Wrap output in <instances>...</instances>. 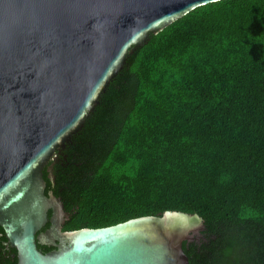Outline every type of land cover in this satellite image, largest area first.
Here are the masks:
<instances>
[{
  "label": "trees",
  "instance_id": "trees-1",
  "mask_svg": "<svg viewBox=\"0 0 264 264\" xmlns=\"http://www.w3.org/2000/svg\"><path fill=\"white\" fill-rule=\"evenodd\" d=\"M54 174L64 231L179 211L204 222L183 243L190 264H264V0L211 2L150 34Z\"/></svg>",
  "mask_w": 264,
  "mask_h": 264
},
{
  "label": "water",
  "instance_id": "water-1",
  "mask_svg": "<svg viewBox=\"0 0 264 264\" xmlns=\"http://www.w3.org/2000/svg\"><path fill=\"white\" fill-rule=\"evenodd\" d=\"M220 0H0V226L17 264H190L202 218L179 211L64 231L53 163L130 52ZM49 223V226L47 224ZM38 245L53 247L43 252Z\"/></svg>",
  "mask_w": 264,
  "mask_h": 264
},
{
  "label": "flooded vegetation",
  "instance_id": "flooded-vegetation-1",
  "mask_svg": "<svg viewBox=\"0 0 264 264\" xmlns=\"http://www.w3.org/2000/svg\"><path fill=\"white\" fill-rule=\"evenodd\" d=\"M57 160L50 163L53 166V173ZM56 176V175H55ZM18 254L16 248L8 243V239L2 226H0V264H17Z\"/></svg>",
  "mask_w": 264,
  "mask_h": 264
}]
</instances>
